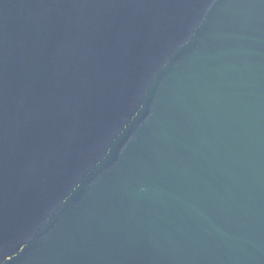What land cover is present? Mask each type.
I'll return each instance as SVG.
<instances>
[{"label":"water","instance_id":"obj_1","mask_svg":"<svg viewBox=\"0 0 264 264\" xmlns=\"http://www.w3.org/2000/svg\"><path fill=\"white\" fill-rule=\"evenodd\" d=\"M0 264H264V0H0Z\"/></svg>","mask_w":264,"mask_h":264}]
</instances>
